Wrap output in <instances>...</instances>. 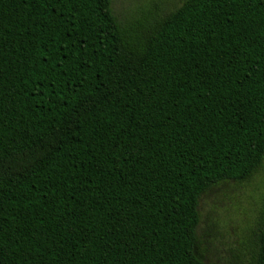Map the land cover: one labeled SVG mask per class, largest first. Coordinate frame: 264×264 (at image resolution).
<instances>
[{
  "label": "trees",
  "instance_id": "trees-1",
  "mask_svg": "<svg viewBox=\"0 0 264 264\" xmlns=\"http://www.w3.org/2000/svg\"><path fill=\"white\" fill-rule=\"evenodd\" d=\"M263 164L264 0H0V264H204L201 198Z\"/></svg>",
  "mask_w": 264,
  "mask_h": 264
},
{
  "label": "rangeland",
  "instance_id": "rangeland-1",
  "mask_svg": "<svg viewBox=\"0 0 264 264\" xmlns=\"http://www.w3.org/2000/svg\"><path fill=\"white\" fill-rule=\"evenodd\" d=\"M182 1L114 0V9L130 16L153 2L172 9ZM263 208L264 164L249 182H226L203 195L197 237L204 264H249L250 232Z\"/></svg>",
  "mask_w": 264,
  "mask_h": 264
}]
</instances>
